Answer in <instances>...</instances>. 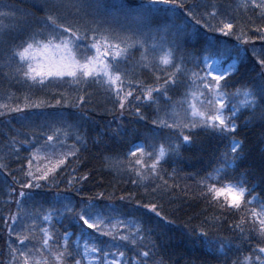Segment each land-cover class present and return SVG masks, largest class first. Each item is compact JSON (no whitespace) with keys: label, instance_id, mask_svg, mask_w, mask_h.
I'll return each mask as SVG.
<instances>
[{"label":"snow or ice","instance_id":"6c2138e0","mask_svg":"<svg viewBox=\"0 0 264 264\" xmlns=\"http://www.w3.org/2000/svg\"><path fill=\"white\" fill-rule=\"evenodd\" d=\"M0 89V264H264V0H0Z\"/></svg>","mask_w":264,"mask_h":264},{"label":"trees","instance_id":"16d2710c","mask_svg":"<svg viewBox=\"0 0 264 264\" xmlns=\"http://www.w3.org/2000/svg\"><path fill=\"white\" fill-rule=\"evenodd\" d=\"M0 92H2V89H0ZM34 163H35V162H34ZM193 163H195V164H199V161L194 160ZM95 166L98 167V168L101 167L99 164H96ZM189 167H191V164H189ZM99 179H100V177L98 176V177H97V180H99ZM107 179H111V177H107L106 180H107Z\"/></svg>","mask_w":264,"mask_h":264}]
</instances>
